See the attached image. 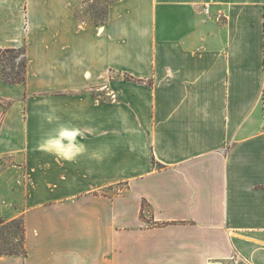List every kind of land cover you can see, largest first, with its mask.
Wrapping results in <instances>:
<instances>
[{
	"label": "crops",
	"instance_id": "1",
	"mask_svg": "<svg viewBox=\"0 0 264 264\" xmlns=\"http://www.w3.org/2000/svg\"><path fill=\"white\" fill-rule=\"evenodd\" d=\"M88 3L0 0V264H264V0Z\"/></svg>",
	"mask_w": 264,
	"mask_h": 264
},
{
	"label": "rangeland",
	"instance_id": "2",
	"mask_svg": "<svg viewBox=\"0 0 264 264\" xmlns=\"http://www.w3.org/2000/svg\"><path fill=\"white\" fill-rule=\"evenodd\" d=\"M88 1V5L84 7V12L89 11V16L97 24L104 22L108 4L114 0ZM24 58L23 53L19 50L0 53V73L2 77L16 79L22 75L24 71ZM23 227L21 219L0 226V253L22 251Z\"/></svg>",
	"mask_w": 264,
	"mask_h": 264
},
{
	"label": "trees",
	"instance_id": "3",
	"mask_svg": "<svg viewBox=\"0 0 264 264\" xmlns=\"http://www.w3.org/2000/svg\"><path fill=\"white\" fill-rule=\"evenodd\" d=\"M8 51H15L14 49H9V50H5V51H3V52H8ZM19 51H21L22 53H23V55H24V51L23 50H19ZM2 53V52H1ZM25 57V56H24ZM26 65H27V61H26V58H24V71H23V74L22 75H20L18 78H16V79H9V78H7V77H3L4 78V80L6 81V82H9V83H20V82H24L25 81V79H26ZM1 74V73H0ZM2 75V74H1ZM126 79H128V80H130L131 78L130 77H125ZM16 221V220H15ZM12 222H14V221H12ZM23 244H22V246H23V249H22V251H18V252H6V253H0V255H14V254H19V255H24V256H26L27 255V250L25 249V245H24V227H23Z\"/></svg>",
	"mask_w": 264,
	"mask_h": 264
},
{
	"label": "built area",
	"instance_id": "4",
	"mask_svg": "<svg viewBox=\"0 0 264 264\" xmlns=\"http://www.w3.org/2000/svg\"><path fill=\"white\" fill-rule=\"evenodd\" d=\"M235 264H240V259L239 258L235 259Z\"/></svg>",
	"mask_w": 264,
	"mask_h": 264
}]
</instances>
